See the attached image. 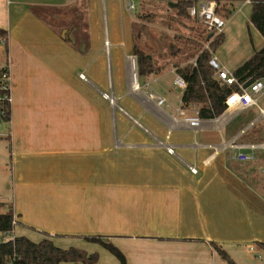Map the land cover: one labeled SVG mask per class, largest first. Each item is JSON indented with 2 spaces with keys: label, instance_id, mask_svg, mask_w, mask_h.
Segmentation results:
<instances>
[{
  "label": "crops",
  "instance_id": "obj_1",
  "mask_svg": "<svg viewBox=\"0 0 264 264\" xmlns=\"http://www.w3.org/2000/svg\"><path fill=\"white\" fill-rule=\"evenodd\" d=\"M248 1L245 3L251 5ZM227 3L228 10L235 9L234 3ZM69 6L84 14L82 23L88 31L83 36L78 24L67 25L62 19L63 9ZM126 9L127 0H0V28L8 31L7 42L0 37V68L7 65L9 73L15 72L17 65L23 68L21 75L13 72L18 82L13 85V95L10 86L11 103L28 105L32 111L41 109L44 115L43 119L33 116L21 120L11 105L13 130L9 139L15 157L27 159L34 145L40 152L46 151L41 138L47 140L50 149L63 151L65 139L71 138L79 162L93 164L90 156H94L97 165L99 155L100 168L106 171L98 180L60 182L59 186L40 174H31L33 167L26 163L30 172L21 170L16 178L31 202L46 197L52 204L80 202V208L74 212L62 210L44 227L28 217L22 221L21 210L12 207L20 225L17 231L15 225L14 234L32 238L30 234L38 232L40 238L33 240L47 235L61 247L65 246L58 242L62 236L102 234L124 253L127 264H215L216 251L211 242L222 247L229 238L264 241V229L257 228L264 220L256 222L259 217L264 219V200L259 194L264 193V182L258 185L254 179L263 154L248 163L234 164L231 159L236 151L232 144L246 146L249 143L243 142L244 138H252L255 133L264 141V107L258 105L264 91L257 95L253 107L226 108L218 117H200V125L192 126L178 114L183 90L174 84V64L179 58L172 56L171 63L154 58L161 70L139 78L131 43V26L137 18H125ZM113 10L117 19L110 17ZM250 14L248 11L246 18ZM235 26L236 20L228 17L223 30L225 41L215 51L221 64L232 72L264 46L263 40L258 49L242 47L245 50L240 54L226 56L222 47L228 42L226 32ZM74 32L78 38H86L81 41L85 43V50H80L82 56L75 47L78 41L72 39L71 44L67 40L74 37ZM69 57L74 61H67ZM44 73L48 76L45 82L27 83L29 74L37 78ZM69 73L72 78L77 76L74 85L66 80ZM86 74L98 80L104 91ZM150 93L165 98L166 103L159 104ZM67 94L78 112L68 120ZM256 106L260 114L251 117ZM237 121L246 123L240 131H230ZM24 161L19 158L15 163L22 168ZM189 165L196 166L198 172H191ZM226 218L234 219L228 223L233 224L232 230H225ZM115 226L119 230L114 231ZM243 226L249 227L244 234L240 230ZM90 244L79 246L98 252L95 264H120L108 250Z\"/></svg>",
  "mask_w": 264,
  "mask_h": 264
},
{
  "label": "rangeland",
  "instance_id": "obj_2",
  "mask_svg": "<svg viewBox=\"0 0 264 264\" xmlns=\"http://www.w3.org/2000/svg\"><path fill=\"white\" fill-rule=\"evenodd\" d=\"M129 0H127L128 3ZM133 2L135 9H126L125 10V18H137L136 23L131 26L133 28V33H131V43L138 46L139 48L143 49L147 53H151L153 57L159 62H165L169 61L171 63L172 60V54L170 51V46L172 44H175L177 46H180V50L178 52V57L180 59L179 62L181 63H189L192 59L196 58V54L201 50V47L198 48L195 45L192 44H185L183 42H178L176 37L181 38L182 40H190L192 41L194 38H199L201 34H210L211 32H208V30L205 28V26L198 20L192 18V17H178L176 15L175 7L169 6V0H130ZM231 3H234L235 9L232 10V13L229 14V18L236 20V26L233 28V30L230 33L226 32V40L228 39V42L226 45L222 46L224 49V53L228 57H233L234 55L240 54L243 50L246 48L248 50H254L258 49L257 47L262 46V41L264 40L261 34L257 31V29L249 23V18H246V14L249 11L251 5L248 3H245L246 0H229ZM174 2V1H173ZM217 6L221 9L227 10V0H222L220 3L215 1ZM250 2V0L248 1ZM175 3V2H174ZM74 6H69L63 9V16L62 19H64L65 24L67 25H79V34L80 36H83L85 31H88V27L83 22L84 14L79 11V13L74 11ZM116 11L113 10V14L111 13V18L117 19L116 17ZM120 14V13H119ZM142 16V17H139ZM224 15V13H223ZM250 16V15H249ZM226 17V16H225ZM110 18V19H111ZM227 18V17H226ZM119 19V16H118ZM248 19V20H247ZM99 20V18H98ZM100 29V26H99ZM64 30H62L61 35L65 36ZM36 35V33H34ZM225 35V34H224ZM40 36V34H39ZM77 34L74 32V37L69 38L67 40H70L71 44L73 43L72 39H76L77 45L75 46L78 50V52L81 54L80 50H85V43L81 42L82 39L85 38H78ZM3 40V38L1 37ZM72 40V41H71ZM86 40V38H85ZM194 41V40H193ZM208 42L203 40V43L201 46H204ZM242 44H244L242 46ZM242 47H245L243 49ZM90 46L88 47V52L90 51ZM5 55V54H4ZM82 56V54H81ZM66 60L74 61L73 57L66 58ZM10 66V61H9ZM227 67V66H226ZM229 68V67H227ZM231 69V68H229ZM9 76V83L10 86H12V95L15 94V83L18 82V80L14 79V74L17 72V74L21 75L23 72V68L20 65H17V68L14 72L11 71ZM14 72V74H13ZM105 75V74H104ZM87 79L92 82L94 85H96L100 90L104 91V88L101 86L100 82L95 80L93 77H91L89 74H86ZM77 78V76H76ZM76 78H72L71 74H67L66 80L69 82V84L74 85V82H76ZM27 83L28 84H39L41 81H44L48 79V76L44 73L42 75H38L37 78H35L32 74H29L27 77ZM83 79V78H82ZM262 82L264 84V78H261ZM21 80V78H20ZM12 84V85H11ZM14 85V86H13ZM258 97V96H257ZM13 100V98H11ZM21 104L24 102L23 98H20ZM13 106L14 111L17 109V115L19 113L21 120H31L33 116L40 117V119L44 118L43 112L41 109H36L32 111L31 109L27 108V106L17 107L16 102L11 103ZM258 105L261 107H264V97L260 98ZM11 106V107H12ZM15 106V107H14ZM12 109V113H13ZM251 117H255L258 114H260V109L256 106L252 108L251 110ZM88 113V112H87ZM78 114L75 106H74V100L70 99L68 94L66 96V102H65V116L67 117V120L69 118H72ZM244 116H242L239 120L242 121ZM246 121L243 123H239V121L232 124L229 129L230 131H240V129L245 125ZM69 122H67L66 126V133L69 132L68 128ZM12 122H7L4 120L0 121V202H4L6 205H8L6 208L9 207H18L17 210H21L20 218L22 217V221L25 220V217H28L40 224L45 225L49 222H53L56 220L57 215L62 213H65L66 211L72 210H78L80 208L79 204L80 202H74L69 203L68 201L65 203L58 204L57 202L52 204V200L42 197L38 201L31 200L21 191V188H19V180H17L16 175H19L18 173L23 170V172H26L28 174L29 169L25 165L30 164L32 168V173H37L42 176V179L48 180L50 182L55 181L59 186L60 182L65 183H71L74 181H93L92 179L98 180L101 177L106 174L105 170H102L100 168V156H97L96 163L94 156L92 157V163H89L88 161L83 162L81 160L79 162V156L75 155L74 152V144L73 140L71 138L65 139V149L55 151L50 149L51 145H47V140L40 139V142L43 145L44 152H40V148H38L36 145L33 146V148L29 151L28 154H26L27 159L24 158V156H19L14 154V148L11 145V141L9 139V134L13 130ZM261 129V127H260ZM35 144L38 142V137L35 136L34 138ZM49 143H56L55 139H48ZM262 137H257V133L254 134V137L252 138H244L243 142H247L249 144L253 143H260L262 141ZM63 149V148H62ZM19 156V157H18ZM89 156V155H88ZM90 157L87 158V160L90 161ZM21 158L24 161V166L22 168L16 165L15 161ZM106 158V155L104 156ZM259 158V157H258ZM81 159V158H80ZM259 161V160H258ZM234 164H238L241 162L233 161ZM99 163V166H98ZM19 165V164H18ZM256 183L259 185L260 183L264 182V174H262L260 171L256 172V175L254 177ZM43 180V181H44ZM38 182V180H36ZM45 182V181H44ZM38 187V185H37ZM256 187V186H255ZM58 190V189H57ZM20 192V193H19ZM260 196L264 200V193L259 191ZM50 208H47V207ZM67 207V209H65ZM70 213V212H69ZM254 218V215H253ZM260 220L256 221L258 224L264 219L260 218ZM234 219L226 218L224 222H226V228L225 230H232L233 224H228L233 222ZM124 224H126L124 222ZM261 226V227H260ZM20 225L16 224V231L20 230ZM260 227V229H264V222L261 225H258L257 228ZM43 228V227H41ZM41 228H39L41 230ZM114 231L119 230L116 226L112 228ZM240 230L248 231V226H243L240 228ZM38 233V232H37ZM37 233H31L30 237L31 239H39ZM40 234V233H39ZM41 235V234H40ZM92 235H98V234H92ZM102 235V234H100ZM12 238L16 236L14 232L11 234ZM105 236V235H103ZM232 236V235H230ZM227 237V235L225 236ZM58 242L65 245V248H68L70 246H76L79 248H84L83 246H79V244H84L87 246H91L90 243H87L86 240L83 238V236H76V235H69V236H62V238H59ZM76 243V244H75ZM222 244V247L228 252V254L237 262L238 264H264V250L259 244L258 241H239L234 240V238H229L224 244ZM98 245V244H97ZM100 246V245H99ZM250 246H253L255 248V252L252 253L250 251ZM105 249V248H104ZM107 250V249H105ZM108 252V251H107ZM111 254V253H110ZM253 254V255H252ZM112 255V254H111ZM215 264H228V262L223 259L217 252L215 254ZM116 261V259H115Z\"/></svg>",
  "mask_w": 264,
  "mask_h": 264
},
{
  "label": "trees",
  "instance_id": "obj_3",
  "mask_svg": "<svg viewBox=\"0 0 264 264\" xmlns=\"http://www.w3.org/2000/svg\"><path fill=\"white\" fill-rule=\"evenodd\" d=\"M176 3V15L178 17H190L189 8L198 2L205 0H169ZM220 3L222 0H214ZM251 14L249 23H251L264 38V0H251ZM220 13L228 18L232 10H223L217 6ZM139 17H142L139 15ZM209 33L201 34L199 38L190 40H182L177 38L178 42L187 45L192 44L201 50L196 54V66L189 63L176 62L174 64L175 71L182 75L187 82V87L182 91V100L186 106L195 104L199 106V116L201 118H215L221 115L227 108L225 104L226 97L233 90V87L222 83L214 77V69L209 65L211 52L201 46L203 40L209 42L212 51H216L225 41L224 33L213 34L208 38ZM0 37L4 42L8 40V31L0 28ZM5 50L8 46L5 44ZM180 46L172 44L170 51L172 56L178 57ZM132 53L137 62V73L139 78L157 73L162 66L158 65L151 53H147L136 45H133ZM3 68L7 69V65L0 68V76ZM234 74L242 81L249 78V81L264 78V46L244 61ZM10 122L11 120V100L9 91L3 90L1 87L0 77V121ZM6 204L0 202V235L12 234L14 229V212L11 207L4 210ZM83 238L94 244H98L107 249L114 255L120 264H127L124 253L112 242L106 240L103 235H84ZM264 250V241L259 242ZM213 249L228 264H238L228 254V252L215 242H211ZM99 259L98 252H88L83 248L70 246L68 248L61 247L53 241L49 236H44L40 240H32L26 235H16L7 241H0V264H95Z\"/></svg>",
  "mask_w": 264,
  "mask_h": 264
},
{
  "label": "built area",
  "instance_id": "obj_4",
  "mask_svg": "<svg viewBox=\"0 0 264 264\" xmlns=\"http://www.w3.org/2000/svg\"><path fill=\"white\" fill-rule=\"evenodd\" d=\"M127 7L129 9H135L133 2L130 0L127 3ZM190 17L200 21L208 32L212 34H220L223 32L227 25L228 18H226L222 13H220L217 9V4L214 0H205L202 2H198L193 4L189 8ZM210 33V34H211ZM205 49L211 52V57L209 59V65L214 69V77L220 80L222 83L233 87V90L228 94L225 100V104L227 108L236 107L241 109H247L249 107H253L257 104V95H260L264 91V84L262 79H255L253 81H249L247 78L245 81L240 80L234 72L228 69L226 66L221 64L215 52L211 50L209 46V42L205 45ZM190 63L193 66H196V58L192 59ZM175 79L174 84L184 90L187 87V82L182 75L175 71ZM9 67L7 69L3 68L1 71V87L3 90L9 91L10 100V84L9 83ZM82 78H84V74H80ZM150 96L155 97L159 104H165L166 100L163 97L155 96L153 93H150ZM199 107L194 105L186 106L181 101V106L178 108V114L180 117L189 122L192 126L200 125V116H199ZM233 150H236L232 153L231 159L238 162H253L258 159V154H263L262 160L260 161L259 171L264 174V141L260 143H251L246 146H241L237 144L231 145ZM169 152H173L172 148H168ZM189 169L193 173H197L198 169L196 166L189 165ZM14 228L17 224L16 216L13 220ZM14 230V229H13ZM14 232V231H12ZM12 238L11 234H2L0 235V241H7ZM250 251L255 252V248L250 246Z\"/></svg>",
  "mask_w": 264,
  "mask_h": 264
},
{
  "label": "water",
  "instance_id": "obj_5",
  "mask_svg": "<svg viewBox=\"0 0 264 264\" xmlns=\"http://www.w3.org/2000/svg\"><path fill=\"white\" fill-rule=\"evenodd\" d=\"M169 6H171V7H176V3H174V2H169ZM212 36H213V34L211 33V34H209L208 38H210V37H212Z\"/></svg>",
  "mask_w": 264,
  "mask_h": 264
}]
</instances>
